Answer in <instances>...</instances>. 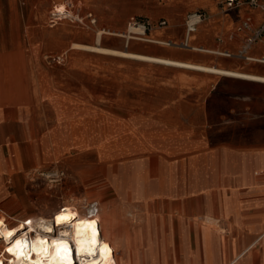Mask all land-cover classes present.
Segmentation results:
<instances>
[{
  "label": "crops",
  "instance_id": "0c3cea01",
  "mask_svg": "<svg viewBox=\"0 0 264 264\" xmlns=\"http://www.w3.org/2000/svg\"><path fill=\"white\" fill-rule=\"evenodd\" d=\"M60 5L85 23L52 24ZM263 26L223 0H0V213L36 216L64 170L161 206V242L119 264H264Z\"/></svg>",
  "mask_w": 264,
  "mask_h": 264
},
{
  "label": "bare ground",
  "instance_id": "6f19581e",
  "mask_svg": "<svg viewBox=\"0 0 264 264\" xmlns=\"http://www.w3.org/2000/svg\"><path fill=\"white\" fill-rule=\"evenodd\" d=\"M197 19V15L193 14L190 22H195ZM132 33H144V26L131 27L130 35ZM76 46L139 60L171 63L125 51L78 44ZM209 70L241 76L215 68ZM104 213L103 207H98L97 210L90 208L84 212L70 203L55 211L52 217L14 218L18 223L13 225L1 216L0 242L5 243V251L0 254V264H117L116 246L113 243L114 222L109 214V220L104 223ZM56 225L60 227L58 232L55 230Z\"/></svg>",
  "mask_w": 264,
  "mask_h": 264
},
{
  "label": "rangeland",
  "instance_id": "374dc122",
  "mask_svg": "<svg viewBox=\"0 0 264 264\" xmlns=\"http://www.w3.org/2000/svg\"><path fill=\"white\" fill-rule=\"evenodd\" d=\"M136 61L138 65L160 66V64L149 63L148 61ZM45 173H48V171ZM70 175L68 173L67 178L64 177L60 182L52 183L42 174L40 185L38 186L42 202L32 206L36 216L27 215L19 218L52 217L55 211L70 203L86 212L90 209L91 201H98L99 207H103L106 213H104V223L109 220V214H111L110 219L114 222L113 243L114 246L117 245V248L115 247V256L120 259V263L133 258H138L143 262L146 252L145 247H148L149 242H161L162 239L161 223L163 218L158 212L161 206L153 203L146 207L132 201H119L115 199L113 193L99 194L96 185L84 184L74 175ZM1 216L5 217L12 225L18 223L14 218H7L2 213H0ZM59 229L60 227L56 225L55 230L58 232ZM137 247L141 249H136ZM4 251L5 243L0 242V254H3Z\"/></svg>",
  "mask_w": 264,
  "mask_h": 264
},
{
  "label": "built area",
  "instance_id": "2783aa9c",
  "mask_svg": "<svg viewBox=\"0 0 264 264\" xmlns=\"http://www.w3.org/2000/svg\"><path fill=\"white\" fill-rule=\"evenodd\" d=\"M224 3L228 6V7H237L240 6L243 3H247L250 6L254 7V8H258L261 11L264 12V0H245V1H241V0H223ZM192 16V15H191ZM87 18L91 19V22H94L95 19L92 17V15H87ZM62 19H71V20H75L78 21L80 23H85L84 18L81 17L80 15H78L77 13L73 12L70 7L66 6V5H60L58 7H55V9L53 10V12L51 13V23L55 24L58 21L62 20ZM160 25H165L166 22L165 21H161L159 23ZM246 25L248 24L247 22L245 23ZM264 28V26L259 29L252 37H250L247 41V43L244 46V50L247 49L251 43H253L255 40H259L261 38V32L262 29ZM43 175L52 183L55 182H60L66 175L64 170H52L49 171L48 173H43ZM91 209L96 210L97 206L96 204H91L90 206Z\"/></svg>",
  "mask_w": 264,
  "mask_h": 264
}]
</instances>
